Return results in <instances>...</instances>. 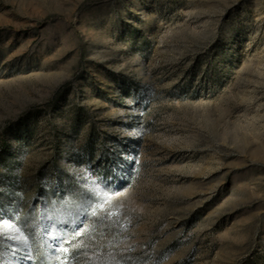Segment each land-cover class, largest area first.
Returning a JSON list of instances; mask_svg holds the SVG:
<instances>
[{
	"label": "rangeland",
	"instance_id": "1",
	"mask_svg": "<svg viewBox=\"0 0 264 264\" xmlns=\"http://www.w3.org/2000/svg\"><path fill=\"white\" fill-rule=\"evenodd\" d=\"M0 218V264H264V0H0Z\"/></svg>",
	"mask_w": 264,
	"mask_h": 264
},
{
	"label": "snow or ice",
	"instance_id": "2",
	"mask_svg": "<svg viewBox=\"0 0 264 264\" xmlns=\"http://www.w3.org/2000/svg\"><path fill=\"white\" fill-rule=\"evenodd\" d=\"M93 184L101 189V192L108 193V195H101L92 190L88 191L87 203H88V211L86 215L91 216L94 221L99 223L102 227H107L108 225H112L113 227H117L122 231H126L127 225L121 223L124 219V215L122 212L121 205H111L109 206L108 199L109 195H114L119 189H111L110 190V181L106 182L105 178H97L93 181ZM8 223V221L0 218V237L5 239H15L21 244H28L29 237L23 233V230L19 227L15 229H9L8 231L4 230V224ZM80 229L78 228L73 235H79ZM51 235V233H49ZM52 240H59V243L53 244V255L56 259V264H74V260L69 259V248L64 247L65 244L68 243L66 239H61L56 236L51 237ZM63 257V259H61ZM31 259V257H28ZM130 260V258H128ZM116 264H123L121 261H117ZM131 264H135V262H131Z\"/></svg>",
	"mask_w": 264,
	"mask_h": 264
}]
</instances>
